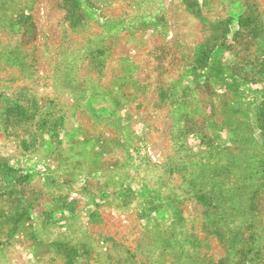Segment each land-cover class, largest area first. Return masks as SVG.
Wrapping results in <instances>:
<instances>
[{
	"label": "rangeland",
	"instance_id": "374dc122",
	"mask_svg": "<svg viewBox=\"0 0 264 264\" xmlns=\"http://www.w3.org/2000/svg\"><path fill=\"white\" fill-rule=\"evenodd\" d=\"M0 264H264V0H0Z\"/></svg>",
	"mask_w": 264,
	"mask_h": 264
}]
</instances>
